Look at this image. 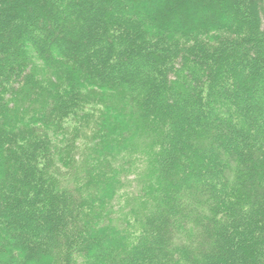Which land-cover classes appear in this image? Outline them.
I'll return each mask as SVG.
<instances>
[{"label":"trees","instance_id":"trees-1","mask_svg":"<svg viewBox=\"0 0 264 264\" xmlns=\"http://www.w3.org/2000/svg\"><path fill=\"white\" fill-rule=\"evenodd\" d=\"M0 264H264V0H0Z\"/></svg>","mask_w":264,"mask_h":264}]
</instances>
